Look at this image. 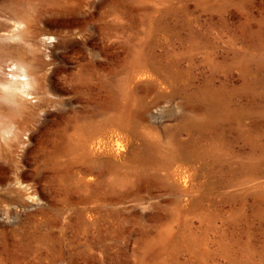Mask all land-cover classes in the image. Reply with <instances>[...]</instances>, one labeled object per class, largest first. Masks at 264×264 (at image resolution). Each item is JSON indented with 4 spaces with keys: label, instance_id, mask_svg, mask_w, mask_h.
<instances>
[{
    "label": "rangeland",
    "instance_id": "374dc122",
    "mask_svg": "<svg viewBox=\"0 0 264 264\" xmlns=\"http://www.w3.org/2000/svg\"><path fill=\"white\" fill-rule=\"evenodd\" d=\"M0 264H264V0H0Z\"/></svg>",
    "mask_w": 264,
    "mask_h": 264
},
{
    "label": "bare ground",
    "instance_id": "6f19581e",
    "mask_svg": "<svg viewBox=\"0 0 264 264\" xmlns=\"http://www.w3.org/2000/svg\"><path fill=\"white\" fill-rule=\"evenodd\" d=\"M16 70L17 72L13 74L16 78L15 80H8L1 84V98L12 105L13 110L19 111L21 108L20 99L24 95H30V90L34 86V80L26 70Z\"/></svg>",
    "mask_w": 264,
    "mask_h": 264
}]
</instances>
